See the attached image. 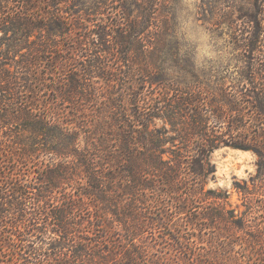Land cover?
<instances>
[{"label": "rangeland", "instance_id": "1", "mask_svg": "<svg viewBox=\"0 0 264 264\" xmlns=\"http://www.w3.org/2000/svg\"><path fill=\"white\" fill-rule=\"evenodd\" d=\"M249 9H252L250 0H0V143H10V135L18 128L12 114L13 107H26L47 114L55 112L70 122H76L74 115L85 109L86 114L95 117L92 124L96 128L112 124L107 118L111 115L102 114L111 112L114 117L116 114L121 116L113 122L120 128L128 103L134 104L144 96L159 97L169 92L175 109L176 99L180 96L193 99L195 96L204 104L215 101L216 116L223 114L222 117L227 119H223L225 123L221 125L217 118L209 123L212 137L224 135V140L228 139L230 143L247 145L251 133L246 128L258 130V123L253 121V107L250 108L258 92L255 87L264 82L254 73L264 65L262 52L260 49L250 52L243 48L238 38L239 33L248 28L237 19V15L248 13ZM53 15L62 23V30L46 33L45 27L55 21ZM147 16H151V27L141 36V41L144 46H150V75L156 80L153 86L145 83L148 62H145L144 55L124 54L118 59L113 52L103 59L102 64L90 56L85 57L93 41L97 45L100 43L98 50L101 52L106 47L116 48L115 39H121L115 35L118 27L120 32L127 34L130 31L128 23L141 26ZM52 27L58 29L60 26L55 23ZM85 28L93 30V33L104 29L108 37L101 41L93 34L90 44L86 45L88 36ZM28 67L30 71L26 75ZM86 67H89L86 73L89 82L85 84L90 88L83 87V92L88 91L89 102L74 104L61 101L60 92L66 88L64 84H68L70 78H78L76 75H81ZM27 78L30 82L25 84ZM161 81L164 82L160 84ZM165 86L170 88L169 91L163 90ZM239 109L242 112L238 113ZM185 113L183 122L189 132L194 128L193 120L189 112ZM242 115L246 126L227 135L229 128L226 122L231 120L233 125L237 120L236 124L241 125L239 118ZM156 124L159 130L168 132L165 137L172 144H167V147L178 151L186 141L183 140L182 125L166 127L162 120H157ZM79 125L84 127L85 122ZM85 129L90 131L93 128ZM115 133L121 132L117 129ZM30 135L27 131L26 137ZM90 136L93 135L84 133L80 138L81 144L96 143ZM98 136L95 138L100 144L109 139L106 134L101 139ZM119 145V142L114 145L110 142V159L98 165L101 168L104 164L106 169L97 168L94 173L108 176L112 171L116 176L122 167H126L125 161L119 166L109 162L112 156L116 159L120 155L114 151ZM43 159H32L31 166L22 167V163H18L17 168L30 179L42 177V169L51 161L45 158L42 162ZM210 160L216 172L206 177L202 174V180L195 185V194L191 196L197 199V203L181 215L178 210L184 205L179 200L187 198L194 187L191 182L186 187L176 186L175 189L181 187L184 190L171 196L164 195L162 191L158 194L152 189L142 191L140 199L144 203L137 205L142 210L143 219L157 218L163 212V203H168L165 209L168 211L167 225L158 227L156 231L148 227L144 229L143 237L152 247L149 258L152 263L264 264V234L259 231V228L264 229V196L256 188L257 184L261 185V191L262 184L264 187V181L257 182L261 159L253 150L221 145L212 153ZM108 162L118 171H114ZM13 164V159L7 161L0 155L2 189L1 181L4 176L12 175ZM190 171L192 169L185 170L184 175ZM120 187L116 191L121 190ZM71 190H59L58 197H66ZM73 190L77 191L76 186ZM256 209H260L258 215L255 214ZM209 213H220L222 217L209 219ZM159 235L167 236L174 245L164 249L155 245ZM257 236L261 237L263 246L249 243ZM178 241L183 243V250L174 248ZM9 258L2 252L0 259L3 264L21 260L19 256L17 260L16 257ZM150 261L147 264H151Z\"/></svg>", "mask_w": 264, "mask_h": 264}, {"label": "trees", "instance_id": "2", "mask_svg": "<svg viewBox=\"0 0 264 264\" xmlns=\"http://www.w3.org/2000/svg\"><path fill=\"white\" fill-rule=\"evenodd\" d=\"M250 1L252 9H249L248 13L237 15V19L248 28L240 32L238 38L243 48L250 52L260 49L259 52H262L263 57L264 0ZM52 19L55 20L53 24L57 23L60 27L53 29V24H50L45 27L46 33L62 30V23L58 17L53 15ZM76 27L83 30L79 24H76ZM149 27H151V16H147L141 26L128 23L130 31L127 34L120 32L118 27L115 35L121 39H115L116 48L106 47L104 51L101 49V52L98 50L100 43L97 45L93 41L88 46L91 50L85 57L90 56L93 61L98 60L102 64L103 59L105 60L106 56L113 52L118 59L124 54L144 55L147 59L145 62H148L147 72L144 73L148 75L145 83L153 86L156 80L150 75L152 70V64L149 65L148 61V56L151 54L150 46H144L141 41V36ZM90 30L84 29L88 36H86V45L90 44L93 34H96L101 41L108 37L104 29L97 30L96 33ZM260 66L262 69L259 68L260 71L256 70L254 73L264 79V65ZM29 71L30 67L26 68L25 74L29 75ZM83 71L81 75H76L78 78H70L68 84H64L66 88L60 92V99L64 103L89 102L88 91L83 92V87L87 90L90 88L88 84H85L89 82L86 75L89 67ZM28 82L30 79L27 78L25 84ZM169 89L165 86L163 90L169 91ZM255 89L258 92L253 97L254 105L250 108L253 107L252 114L256 118L253 121L258 123V130H254V127L246 128L251 133L247 145L230 143L228 139L224 140V135L220 138L212 137V132L208 130L209 123L217 118L221 125L225 123L223 119L227 118H223V114L216 116L215 101L204 104L195 96L194 99L177 97V109L174 108V101L169 92L159 97L144 96L138 101L135 100L134 104H127L128 110L125 111L126 116L121 120L123 125L120 128L113 125V122H117L115 119L121 116L116 114L114 117L111 112L102 114L109 113L111 117L107 118L112 121V124L96 128L92 124L95 117L90 116L89 113L86 114L85 109L84 112L78 111L74 115L76 122H70L65 120L66 117H61L55 112L47 114L35 112L26 107L23 109L13 107L12 114L18 128H15L16 133L10 135L12 138L10 143H0V155L7 161L13 159L14 163L12 175L4 176L1 181L3 184L1 187L4 189L0 188V258L3 252L10 258L16 257V260L17 256L21 257L20 261L13 264L149 263L152 247L151 243L147 245L148 240L145 241L143 237L146 232L144 229L148 227L156 231L158 227L167 225L168 211L165 209L168 203H163V212L157 218L143 219L142 210L137 205V203H144L140 199L143 197L142 191L152 189L158 194L162 191L164 195L171 196L173 193L184 190L181 187L175 189L176 186L186 187L191 182L190 185L194 187L190 189L187 198L179 200L184 206H181L178 213L180 215L185 213L189 206L197 203V199H194L195 197L192 199L191 196H194L195 185L202 180V174L206 177L216 172V169L212 167L210 156L221 145L253 150L261 159L258 166L260 178L257 182L264 181V82ZM185 111L191 114L190 118L193 120L194 128L189 132L183 122L186 117ZM234 112H237L236 109ZM239 112L242 110L239 109ZM239 119L241 125L236 124L237 120L233 122V125L230 119L229 123L226 122L229 128L227 135L243 130L246 119L243 115ZM157 120L164 121L166 127L182 125L181 132L184 136L183 140L186 141L178 147V151L167 147V144H172L168 141L170 139L165 137L168 132L158 129ZM83 122L85 125L81 127L79 123ZM88 127L94 130L86 131L85 128ZM117 129L120 130V134L115 133ZM27 131L31 133L29 137H26ZM87 132L93 135L90 138L96 143L81 144L80 138L84 133L88 134ZM105 134L109 139L100 144L95 135H99L101 139ZM39 137L41 140H38ZM111 141L113 145L120 143L118 146L120 149L117 147L114 150L120 155L116 159L112 156L109 162H115L119 166L125 161L126 167L124 169L122 167L116 176H113L112 171L108 176L97 175L93 171L100 168L98 165L101 162L111 157V153H108L111 150L109 147ZM41 157H44L42 162L45 158L51 159L50 163H46L42 169V177L30 179V176L23 174L22 170L17 168L18 163H22V167L23 165L31 166L32 159L39 160ZM109 166H112L114 171H118L113 164ZM105 169L103 164L100 170ZM191 169L192 171L184 175L185 170ZM0 175H2L1 170ZM119 175H121L120 178ZM119 185L121 190L116 191ZM75 186L77 191L73 190ZM260 187L261 185L257 184V190L262 192L261 196H264L263 184L262 191ZM68 188L72 190L66 193V197L59 198V190H68ZM79 188L82 190L79 191ZM258 212L260 209H256L255 214L258 215ZM207 216L209 219L222 217L220 213H209ZM9 220L13 222L10 223ZM247 222L251 223V220ZM259 231L264 234L263 228H259ZM114 236H119V239L112 241L111 238L114 239ZM33 238L40 241H34ZM260 238L257 236L255 241L249 240V243L263 246ZM169 240L167 236L159 235L155 245H160L162 249L171 248L174 244ZM174 248L183 250L184 245L178 241ZM150 263L160 264V262L152 263L151 261ZM0 264H3L1 259Z\"/></svg>", "mask_w": 264, "mask_h": 264}]
</instances>
